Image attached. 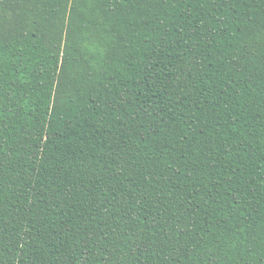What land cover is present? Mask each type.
I'll list each match as a JSON object with an SVG mask.
<instances>
[{
  "label": "trees",
  "instance_id": "1",
  "mask_svg": "<svg viewBox=\"0 0 264 264\" xmlns=\"http://www.w3.org/2000/svg\"><path fill=\"white\" fill-rule=\"evenodd\" d=\"M0 264H264V0H0Z\"/></svg>",
  "mask_w": 264,
  "mask_h": 264
}]
</instances>
